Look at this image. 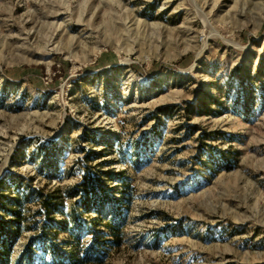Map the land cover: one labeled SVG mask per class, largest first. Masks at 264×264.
<instances>
[{"label":"rangeland","instance_id":"rangeland-1","mask_svg":"<svg viewBox=\"0 0 264 264\" xmlns=\"http://www.w3.org/2000/svg\"><path fill=\"white\" fill-rule=\"evenodd\" d=\"M11 220L0 264H264V0H0Z\"/></svg>","mask_w":264,"mask_h":264},{"label":"trees","instance_id":"trees-1","mask_svg":"<svg viewBox=\"0 0 264 264\" xmlns=\"http://www.w3.org/2000/svg\"><path fill=\"white\" fill-rule=\"evenodd\" d=\"M43 203H44V206L47 208V211L50 212L51 208L54 206L53 202H51V199L47 198L45 201H43ZM13 213H15L16 217L19 215L15 210H13ZM13 222H16V220H11L10 222L4 223V224L2 223V226L0 225V243L3 245V249H4V251L2 252L4 255H7V256L10 254L11 245L14 242V239L17 235L16 232L21 230L19 227H17L15 228L17 230L12 229L13 231H16V232H13L11 228L5 226L6 224L13 223ZM5 233H6L5 237L2 238L3 234ZM10 237L12 238L11 241H10ZM53 264H76V263L74 261L65 262L62 258H59V260H55Z\"/></svg>","mask_w":264,"mask_h":264}]
</instances>
